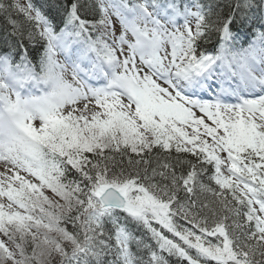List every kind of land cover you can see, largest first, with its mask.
Wrapping results in <instances>:
<instances>
[{
  "label": "snow or ice",
  "instance_id": "snow-or-ice-1",
  "mask_svg": "<svg viewBox=\"0 0 264 264\" xmlns=\"http://www.w3.org/2000/svg\"><path fill=\"white\" fill-rule=\"evenodd\" d=\"M0 264H264V0H0Z\"/></svg>",
  "mask_w": 264,
  "mask_h": 264
}]
</instances>
